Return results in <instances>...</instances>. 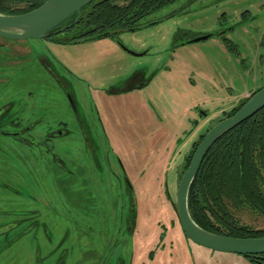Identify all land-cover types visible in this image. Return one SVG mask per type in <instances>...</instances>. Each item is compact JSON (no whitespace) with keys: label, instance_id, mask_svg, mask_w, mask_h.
Returning <instances> with one entry per match:
<instances>
[{"label":"rangeland","instance_id":"obj_1","mask_svg":"<svg viewBox=\"0 0 264 264\" xmlns=\"http://www.w3.org/2000/svg\"><path fill=\"white\" fill-rule=\"evenodd\" d=\"M141 24L118 35L140 56L0 37V264H254L189 239L176 202L201 137L264 87V0H176ZM220 29L239 54L189 43ZM136 77L142 91L108 94Z\"/></svg>","mask_w":264,"mask_h":264},{"label":"trees","instance_id":"obj_2","mask_svg":"<svg viewBox=\"0 0 264 264\" xmlns=\"http://www.w3.org/2000/svg\"><path fill=\"white\" fill-rule=\"evenodd\" d=\"M175 1L94 0L82 8L79 22L68 30L78 27L82 30L81 35L90 39L117 40L121 31L140 29L143 18ZM44 2L0 0V14H25L39 8ZM77 16L74 14L65 23H74ZM223 39L230 52L239 54L230 39ZM248 100L230 112L228 117ZM198 145L190 154L185 171ZM188 204L193 219L208 231L231 237H264V229L245 225L239 217L244 212L264 216V109L226 133L211 148L191 185ZM244 257L254 264H264V254Z\"/></svg>","mask_w":264,"mask_h":264},{"label":"water","instance_id":"obj_3","mask_svg":"<svg viewBox=\"0 0 264 264\" xmlns=\"http://www.w3.org/2000/svg\"><path fill=\"white\" fill-rule=\"evenodd\" d=\"M92 1L94 0H45L39 8L25 14H0V37L19 40L47 39L64 33L79 22L82 8ZM74 14H78L74 23H65ZM60 26L61 28L58 29ZM212 35L213 33L198 36L189 42L207 40ZM122 47L136 56L145 54L133 52L123 45ZM262 109H264V87L256 91L234 115L219 121L207 131L193 155L190 166L181 177L176 202L178 218L186 236L198 245L217 252L242 256L264 254V237H231L208 231L193 219L188 204L191 185L211 148L226 133ZM127 181L130 184L128 179Z\"/></svg>","mask_w":264,"mask_h":264},{"label":"flooded vegetation","instance_id":"obj_4","mask_svg":"<svg viewBox=\"0 0 264 264\" xmlns=\"http://www.w3.org/2000/svg\"><path fill=\"white\" fill-rule=\"evenodd\" d=\"M77 28L78 27H73L71 30L65 31L64 33H59L57 35H53L52 37L47 38L46 40L53 41L54 43H57V44H70V43L77 44V43H81V42H84V41H87V40H98V38H91L90 39L89 37H86V36L81 35L82 30L81 29H77ZM73 33H76L78 35L73 34ZM213 35H217L221 39H223V37H227L229 39V37L227 36L226 30H224V29H222V30L220 29V30L216 31L215 33H213ZM101 39H104V38H101ZM110 39L114 40L115 42H118V45L121 43V42H119L118 39L117 40L116 39H113V38H110ZM181 43L182 44H185L186 43V40L183 39L181 41ZM47 64L49 65V62L48 61H47ZM141 79L142 78H138V77L131 78V79H129L127 81L126 88L125 89L121 90L119 88V90H117L116 88H114V89H108L109 91H107V92H108L109 95H116V94H121L124 91H129V92H135V91L139 92V91H142L146 87V85L148 84V80H145V81L140 82ZM64 86L65 85L63 84V87ZM105 92H106V90H105ZM66 94L69 95L71 104H73V106L75 107V103H74L75 100L73 98V95L71 94V91H68L67 88H66ZM108 97H110V96H108ZM107 98H106V100H107ZM77 119H78L77 121L80 123L79 118H77ZM51 135H52V137H55V138H58V137H62V136L67 135L66 127H60V128H57V129L53 130L51 132ZM82 136H83L82 138H83V140L85 142H87L88 144H89V142H91L92 138L89 137L88 133L82 132ZM106 136H108V135H106ZM122 174H123V177L126 180V182H124V184L125 185H128L129 186V190L132 191L131 183L129 184L128 181H127V179L129 180L128 170L127 169L126 170L122 169ZM128 186H127V188H128Z\"/></svg>","mask_w":264,"mask_h":264}]
</instances>
